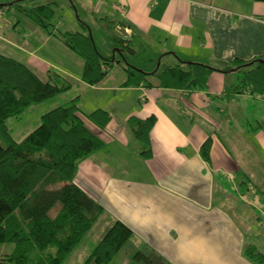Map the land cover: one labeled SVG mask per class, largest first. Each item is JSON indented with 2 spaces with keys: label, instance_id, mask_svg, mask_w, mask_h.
I'll list each match as a JSON object with an SVG mask.
<instances>
[{
  "label": "crops",
  "instance_id": "1",
  "mask_svg": "<svg viewBox=\"0 0 264 264\" xmlns=\"http://www.w3.org/2000/svg\"><path fill=\"white\" fill-rule=\"evenodd\" d=\"M80 1L102 19H114L120 39L134 41L132 54L149 51L146 61L161 63L160 70L179 60L223 68L235 59L264 57V0ZM2 5L0 53L46 80L49 73L59 74L72 85L70 90L89 89L97 97L89 106L79 92L80 110L88 115L102 109L111 117L104 130L86 121L104 146L80 162L75 182L105 213L97 221L103 227L94 244L84 238L95 227L74 249L79 258L87 259L119 220L133 230V237L114 264H131L139 251L152 253L157 264H260L246 249L254 245L264 257V129L249 124L243 129L246 143L234 129L235 120L247 118L253 100L264 105V96L229 95L240 80L236 71H215L207 88L193 91L161 86L154 75L149 77L152 87L126 86V70L117 83L105 78L87 84L84 59L62 39L64 33L77 32H50L53 56H36L45 45L41 29L50 28L39 26L24 10L39 6L20 2L12 18ZM60 103L49 106L52 110ZM151 116L157 122L151 132L152 156L145 158L130 121ZM208 139L210 162L202 154ZM239 174L245 177L241 183Z\"/></svg>",
  "mask_w": 264,
  "mask_h": 264
},
{
  "label": "trees",
  "instance_id": "2",
  "mask_svg": "<svg viewBox=\"0 0 264 264\" xmlns=\"http://www.w3.org/2000/svg\"><path fill=\"white\" fill-rule=\"evenodd\" d=\"M50 6L24 12L39 26L49 29L53 13ZM62 39L84 59L83 80L87 84L100 83L119 62L99 52L90 32L64 33ZM115 39L123 52H134L117 33ZM215 71L240 74L239 83L229 95L264 96V57L235 59L223 68L182 60L152 72L129 66L125 85L152 87L149 77L154 75L161 86L193 91L207 88ZM71 88L57 73H49L46 80L27 65L0 53V247L14 245L0 264H63L105 213L103 206L76 184L75 178L80 162L104 146L86 121L104 130L111 122L108 112L99 109L87 115L80 110L77 97L44 114L40 126L22 141L13 137L8 126L10 118L21 117L33 106ZM156 122L154 116L144 120L133 117L130 121L145 158L152 156L151 132ZM259 129H264V123ZM211 148L212 139H208L202 147L207 162L211 161ZM132 237L129 226L115 221L84 264H111ZM150 254L139 251L133 260L136 264H157V257ZM246 254L257 263L264 262L254 245L247 247Z\"/></svg>",
  "mask_w": 264,
  "mask_h": 264
},
{
  "label": "rangeland",
  "instance_id": "3",
  "mask_svg": "<svg viewBox=\"0 0 264 264\" xmlns=\"http://www.w3.org/2000/svg\"><path fill=\"white\" fill-rule=\"evenodd\" d=\"M17 1H21L22 5L29 6L51 5L50 7L53 11L50 17L51 28L49 29V31L40 28L42 33L46 35L43 39L45 45L42 51L35 53L36 56H45V53L53 56L49 52L51 46L47 40V37H50V32H64L65 30L71 29L73 32H78V30L80 32H90L94 37L99 52L103 56L115 57L119 60V62L114 63V66L108 71V75L105 79L106 83H117L123 80L125 78V70L129 66L137 68L138 70L150 72L154 69H157V67L161 64L156 62L154 65H150V63L146 61L147 57L150 56L149 51L146 53L140 52L139 54L135 55L129 52L125 53L122 51L124 50L123 48L117 47L115 43V33L117 32L114 27V19H102L101 15L95 14L92 11V8L86 3V1L75 0V3L71 4L70 2H66L65 0H0V4H3L4 8L7 9L8 7L7 12L9 13V17L14 18V15L17 13V7L15 4L17 3ZM133 43L134 41H128V44H130L131 48ZM25 56L27 57V55ZM63 60L66 59L63 58ZM71 67L72 66H70V68ZM79 92H82V94L85 95L86 98H84V101L89 106L91 103H93V99L97 97V94L90 92L89 89L85 91V89L77 90L76 88H73V90H69L50 100L45 101L44 104H38L37 106L35 105L27 110L21 117L10 118L8 120V126L13 137L16 138L17 141H22L28 134H30L34 129L40 126L42 121L41 115L49 112L48 110H51L52 107L49 106L50 104L55 103L56 101H58L59 103L61 102L60 104L63 105L67 104L71 102L72 99H74L76 96H79ZM238 120L239 121L235 120L236 125L234 134L238 138V140L241 141V143H246V140H244L246 138V132L243 129L246 128L248 130L250 128L249 124L258 125L264 123V105L258 104L255 100H253L248 107L247 118L243 119V121H245L241 123L240 119ZM250 137V140L252 141V143H254V137ZM251 172L255 175L256 171L251 170ZM243 180H245L244 174H239L237 182L241 183L243 182ZM101 221L102 220H100L93 226L95 227L94 232L92 234L88 233L89 236H87V234V238H84V241H89L88 244L92 242L91 245H93V242H95V239H97V232L101 231L103 227V222ZM105 234L103 236H105ZM102 237H99V239L101 240ZM126 247L127 246H125L124 249ZM13 249L14 245L12 244L2 245L0 247V259H2L3 256L5 257V255L11 252V250L13 251ZM124 249L120 252V254L124 253ZM75 251L76 250H73L70 253L63 264H84L89 258H79L80 254ZM134 257L135 256L133 255L132 258ZM133 262L136 264V261L133 260ZM114 263L115 262H112L111 264Z\"/></svg>",
  "mask_w": 264,
  "mask_h": 264
},
{
  "label": "water",
  "instance_id": "4",
  "mask_svg": "<svg viewBox=\"0 0 264 264\" xmlns=\"http://www.w3.org/2000/svg\"><path fill=\"white\" fill-rule=\"evenodd\" d=\"M118 33H119L120 35H122V34H123L121 31H118Z\"/></svg>",
  "mask_w": 264,
  "mask_h": 264
}]
</instances>
